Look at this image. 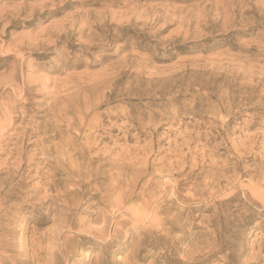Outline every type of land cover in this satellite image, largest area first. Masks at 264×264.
<instances>
[{
    "label": "rangeland",
    "instance_id": "obj_1",
    "mask_svg": "<svg viewBox=\"0 0 264 264\" xmlns=\"http://www.w3.org/2000/svg\"><path fill=\"white\" fill-rule=\"evenodd\" d=\"M0 264H264V0H0Z\"/></svg>",
    "mask_w": 264,
    "mask_h": 264
},
{
    "label": "bare ground",
    "instance_id": "obj_2",
    "mask_svg": "<svg viewBox=\"0 0 264 264\" xmlns=\"http://www.w3.org/2000/svg\"><path fill=\"white\" fill-rule=\"evenodd\" d=\"M146 21V20H145ZM2 126V125H1ZM118 206V205H117Z\"/></svg>",
    "mask_w": 264,
    "mask_h": 264
}]
</instances>
